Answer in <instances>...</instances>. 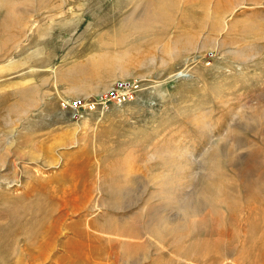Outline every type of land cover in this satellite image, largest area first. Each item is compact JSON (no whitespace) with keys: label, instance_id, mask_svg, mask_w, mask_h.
I'll return each mask as SVG.
<instances>
[{"label":"rangeland","instance_id":"obj_1","mask_svg":"<svg viewBox=\"0 0 264 264\" xmlns=\"http://www.w3.org/2000/svg\"><path fill=\"white\" fill-rule=\"evenodd\" d=\"M1 159L0 264H264V0H0Z\"/></svg>","mask_w":264,"mask_h":264},{"label":"built area","instance_id":"obj_2","mask_svg":"<svg viewBox=\"0 0 264 264\" xmlns=\"http://www.w3.org/2000/svg\"><path fill=\"white\" fill-rule=\"evenodd\" d=\"M139 90V85L137 82L124 81L117 82L111 86L105 92L95 96L92 101H84L81 99H76L68 104L70 112L75 116L88 109H92L95 105H105L107 103L122 104L132 100Z\"/></svg>","mask_w":264,"mask_h":264},{"label":"bare ground","instance_id":"obj_3","mask_svg":"<svg viewBox=\"0 0 264 264\" xmlns=\"http://www.w3.org/2000/svg\"><path fill=\"white\" fill-rule=\"evenodd\" d=\"M181 72L177 76L181 77L182 75ZM2 161L3 159H1L0 161L1 165L4 164V161L3 162ZM33 227L34 226H32V228L29 230L30 231L29 234H26L24 232L27 238L25 237L23 239L24 245H22L23 248L21 247L22 251L18 254V259L14 262V264H23L22 260L24 257H29V261L35 264V262L38 259H42L46 253L52 251V242L54 239V228L50 227L49 225V227L45 230V232L43 231L44 236L41 238L37 228L35 229Z\"/></svg>","mask_w":264,"mask_h":264}]
</instances>
